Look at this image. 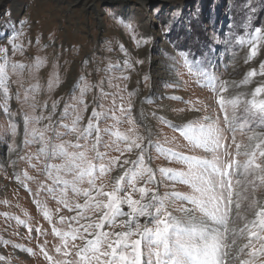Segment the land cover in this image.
<instances>
[{
  "label": "snow or ice",
  "instance_id": "obj_1",
  "mask_svg": "<svg viewBox=\"0 0 264 264\" xmlns=\"http://www.w3.org/2000/svg\"><path fill=\"white\" fill-rule=\"evenodd\" d=\"M113 18L138 47L149 42L138 37L130 18L128 22L117 14ZM20 24V30L0 38V114L8 123L4 142L11 154L10 178L33 196V203L52 225L51 233L37 227L35 237L28 227L29 237L51 235L58 243L49 246L45 238L37 244V252L0 237V247L11 245L14 252L42 255L47 264H264V81L247 90L252 78L264 77V61L239 81L198 71L197 87L211 95L203 100L162 97L184 105L170 109L176 113L173 118L165 105L146 114L143 105L151 103V97L140 100L137 108L138 89L127 91V82L135 65L144 61H133L121 44L122 62L93 70L103 71L108 78L90 83L81 75L70 93L71 102L60 109L59 99L51 105L38 99L43 90L38 78L24 89L21 101L22 77L26 72L38 73L47 59L29 58L30 64L14 59L32 46L31 40L19 42L28 22ZM40 40L37 36L36 45L47 48ZM227 42L247 47V64L264 49V27ZM177 52L179 59L171 58L175 70L185 66L191 71V53ZM205 64L212 66L205 60L198 66ZM53 68L49 92L62 82L58 63ZM114 69L120 75L108 76ZM113 80L125 83L120 87ZM150 80L148 75L143 77L145 87L151 86ZM106 84L116 91H108ZM165 86L179 89L180 84L172 81ZM91 92L95 94L89 104ZM108 98L111 106L104 111L103 101ZM13 100L21 104L20 109L12 107ZM25 104L30 111L23 109ZM89 108L85 122L83 113ZM109 120L111 125L101 126ZM18 136H22L19 142ZM155 161L176 167L154 166ZM21 162L43 178L35 193L27 182L37 177L29 175L27 168L17 172ZM161 186L166 190L161 192ZM48 200L55 201L56 214L62 209L72 213L58 216V223L66 227L54 223ZM3 215L27 226L19 217ZM53 248L55 255L50 254ZM14 258L0 254V264H11Z\"/></svg>",
  "mask_w": 264,
  "mask_h": 264
},
{
  "label": "rangeland",
  "instance_id": "obj_2",
  "mask_svg": "<svg viewBox=\"0 0 264 264\" xmlns=\"http://www.w3.org/2000/svg\"><path fill=\"white\" fill-rule=\"evenodd\" d=\"M113 14H117L125 22L130 18L134 22L138 37H143L149 42L138 47L132 35L116 23ZM20 21H27L30 27L25 26V35L19 38V42L27 44V41L31 40L32 46L27 48L24 56L17 54L14 59L24 64H30L36 57L47 59L46 65L38 73L28 75L26 72L22 77L24 88L20 89L21 101L24 89L36 84L38 78L43 89L38 99L41 102L47 100L49 105L59 99L60 109L66 101L71 102L70 93L81 75H86L90 83L108 78L103 71L93 70L97 67L104 69L109 62H122L125 54L120 50L121 44L133 61H144L143 64L135 65L136 71L131 73L127 82V91L138 89V96L135 98L137 108L140 107V100L151 97L152 102L143 105L146 114L153 110L158 111V105H165L169 106L168 115L173 118L176 113L170 109L184 105L162 97L175 95L183 100H195L197 97L203 100L211 95L207 90L197 87L198 71H212L224 79L239 81L252 68L258 70L259 63L264 61L262 49L254 60L245 64L247 47L227 42L230 38L234 40L246 31L254 30L255 27H264V0H0V38L13 30H20ZM37 36L41 37L40 44L48 45L47 48L41 49L36 45ZM49 36L53 39L49 40ZM108 48L112 51L109 52ZM177 50L191 53V71L185 66H178L179 72L175 70L171 58L176 56L179 59ZM85 60L89 61L87 66L83 64ZM201 60L211 61L212 66H198ZM54 63L59 65L62 82L58 88L49 92L47 82L50 74L56 71L53 68ZM119 75L118 69L108 73V76ZM145 75L151 78L150 87H145L143 83ZM13 79L17 77L14 76ZM252 80L247 86L249 91L259 86L264 77L256 76ZM172 81L179 82V89L165 86ZM113 83L123 87L125 82L113 80ZM105 87L108 91H116L114 88H107V84ZM15 89L16 85H13V91ZM94 94L95 92L88 94L89 104L92 103ZM124 95L127 97V93ZM61 97L63 99H60ZM103 103V110L107 111L111 106V98ZM12 107L20 109L21 104L13 100ZM23 109L30 111L26 104ZM90 112L91 108L88 113H83L85 122ZM112 123L113 121L109 120L101 126L107 127ZM126 127L127 125H124L121 130ZM7 128L6 118L0 114V237L38 252L37 244L42 243L45 238L49 240V246L58 243V240L51 235L38 239L29 237L28 227L33 229L31 235L35 237L37 227L51 233L52 225L43 218L33 203V196L20 187L14 178H10L13 174V168L8 166L11 154L8 152V144L4 142ZM8 139L10 141L11 138ZM21 139L22 136H18L17 142ZM108 139L105 136V140ZM111 154L118 155L115 152ZM154 166L176 167L163 161H155ZM26 168L27 165L21 162L16 171L22 173ZM27 171L29 175L37 177V173L31 168H27ZM42 179L37 177L27 182L32 193L38 190ZM165 190L161 186V192ZM47 205L53 212V221L57 227H66L58 223V216L72 213L62 209L56 214L57 205L53 200H48ZM4 213L9 217H19L27 226L18 224L15 219L6 220ZM0 254H13L16 258L12 259L11 264H47L42 255L33 257L18 249L14 252L11 245L0 247ZM50 254L55 255L54 248Z\"/></svg>",
  "mask_w": 264,
  "mask_h": 264
},
{
  "label": "bare ground",
  "instance_id": "obj_3",
  "mask_svg": "<svg viewBox=\"0 0 264 264\" xmlns=\"http://www.w3.org/2000/svg\"><path fill=\"white\" fill-rule=\"evenodd\" d=\"M99 1V0H98ZM84 6L86 7L87 6V2H85ZM171 74V73H170ZM168 78V77H167ZM28 232V231H27ZM57 243V242H56ZM35 261V260H34Z\"/></svg>",
  "mask_w": 264,
  "mask_h": 264
}]
</instances>
